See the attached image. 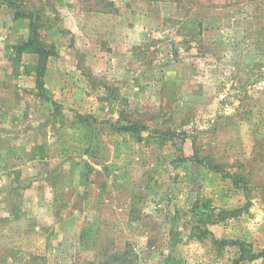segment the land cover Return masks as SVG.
<instances>
[{
    "label": "rangeland",
    "instance_id": "obj_1",
    "mask_svg": "<svg viewBox=\"0 0 264 264\" xmlns=\"http://www.w3.org/2000/svg\"><path fill=\"white\" fill-rule=\"evenodd\" d=\"M118 253L264 264V0H0V264Z\"/></svg>",
    "mask_w": 264,
    "mask_h": 264
},
{
    "label": "trees",
    "instance_id": "obj_2",
    "mask_svg": "<svg viewBox=\"0 0 264 264\" xmlns=\"http://www.w3.org/2000/svg\"><path fill=\"white\" fill-rule=\"evenodd\" d=\"M30 35L27 37V40L24 41L22 44L19 45H15L14 47L18 48L20 50V52H27V53H31L34 56H37L38 58H36V63L34 64V71H35V75L38 76L39 78H41L45 73H46V66H47V62L48 59L52 53V48L43 43L40 39L39 36L37 34V27L35 25V20H33L30 16ZM127 129H133L136 128L135 125L131 124L130 126L126 127ZM212 166V163H211ZM215 168L217 169L219 166L217 164H214ZM228 176H230V178H233V183L235 186L237 187H241L242 189L244 188L238 181L236 178H243L240 174L236 175L235 177L231 174H228ZM243 181V180H242ZM200 214L202 220V224L201 227L203 229H205L203 226L206 225V220L207 219H211L212 217H216L219 219V217H223L224 212H219V214H215V216H212V213L210 214ZM223 219V218H222ZM207 232V231H204ZM204 233L201 234L200 238L204 237ZM208 235V233H207ZM211 235V234H210ZM213 241L218 244V245H224L226 244V240H219V239H213ZM240 245V254L239 257L237 259H235L234 261L236 262H242V261H251L253 259H255L257 257L256 254H253L250 252L249 249H245L246 247H244V245L242 243L239 244ZM126 258V254L125 253H118L115 254L113 256H110V258H108L107 260H105L104 262H100V263H95V262H91V263H87V264H124L127 261L125 260Z\"/></svg>",
    "mask_w": 264,
    "mask_h": 264
}]
</instances>
